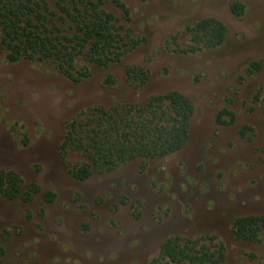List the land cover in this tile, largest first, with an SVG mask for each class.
I'll use <instances>...</instances> for the list:
<instances>
[{"label":"rangeland","instance_id":"obj_1","mask_svg":"<svg viewBox=\"0 0 264 264\" xmlns=\"http://www.w3.org/2000/svg\"><path fill=\"white\" fill-rule=\"evenodd\" d=\"M234 1L245 6L241 18L231 12ZM122 2L130 23L120 8L108 9L139 46L108 70L79 57L76 71L87 66L91 74L80 83L53 63L9 62L0 42V169L19 174L24 189H41L31 203L0 197V264H149L176 235L222 245L220 264H264V234L253 243L232 233L237 219L264 216V0ZM206 18L227 27L225 44L176 52L191 44L186 29ZM254 62L262 67L249 74ZM130 66L150 71L145 87L128 84ZM108 74L114 87L103 85ZM171 91L195 106L181 151L149 160L145 170L137 160L73 178L69 169L85 158L74 145L62 156L67 122ZM224 109L233 124L218 123ZM46 192L56 199L47 202Z\"/></svg>","mask_w":264,"mask_h":264},{"label":"trees","instance_id":"obj_2","mask_svg":"<svg viewBox=\"0 0 264 264\" xmlns=\"http://www.w3.org/2000/svg\"><path fill=\"white\" fill-rule=\"evenodd\" d=\"M108 5L120 8L126 22H131L130 10L122 0H0V42L7 60L53 63L59 72L76 83L91 76L87 66L76 71L79 57L108 70L140 44L131 37L130 30L120 25ZM230 9L238 18L245 14L244 4L238 1L232 2ZM186 35L191 44L176 52L194 55L224 45L228 29L221 21L206 18L188 27ZM261 67L260 63H252L249 74ZM150 80V71L145 68L130 66L127 70L128 84L134 88H143ZM116 84L110 74L103 80L105 87ZM194 113L191 99L177 91L153 96L145 104H120L110 109L93 107L83 114V119L65 124L67 135L61 153L65 157L68 147L74 145L85 158V162L69 169L79 181H87L95 173L112 172L137 160L145 170L149 160L173 155L186 146ZM225 117H230V121ZM217 121L230 125L235 122V115L224 109L219 112ZM40 191L35 183L24 189V180L19 174L0 169L1 198H21L31 203ZM44 197L51 203L56 194L46 192ZM232 233L237 241L260 242L264 234V216L237 219ZM207 243L210 244L207 238L170 237L149 264L222 263L224 247ZM3 254L0 247V257Z\"/></svg>","mask_w":264,"mask_h":264}]
</instances>
